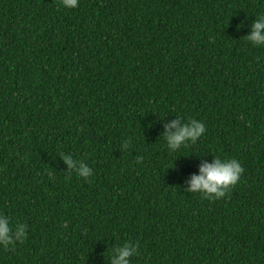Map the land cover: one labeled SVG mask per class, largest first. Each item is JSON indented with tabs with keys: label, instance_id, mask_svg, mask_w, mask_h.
Here are the masks:
<instances>
[{
	"label": "trees",
	"instance_id": "1",
	"mask_svg": "<svg viewBox=\"0 0 264 264\" xmlns=\"http://www.w3.org/2000/svg\"><path fill=\"white\" fill-rule=\"evenodd\" d=\"M261 14L264 0H0V212L27 225L0 264H111L125 242L131 264H264V46L245 38ZM177 116L206 131L170 153ZM214 156L240 180L219 199L186 191Z\"/></svg>",
	"mask_w": 264,
	"mask_h": 264
},
{
	"label": "clouds",
	"instance_id": "2",
	"mask_svg": "<svg viewBox=\"0 0 264 264\" xmlns=\"http://www.w3.org/2000/svg\"><path fill=\"white\" fill-rule=\"evenodd\" d=\"M62 7L74 9L79 0H60ZM253 46H264V14L259 15L251 24L250 32L245 36ZM173 119L165 125L163 133L168 151L175 152L181 146L196 143L206 131V126L197 119H188L183 122L181 117ZM131 146V140H125L124 149ZM62 159L67 165V171L75 173L84 179L93 174L92 168L82 160L74 159L70 154H62ZM244 172L242 163L236 158H220L214 156L211 162H203L199 166V174H193L187 180L188 192H199L205 198L214 200L225 197L228 190L235 185ZM27 238V225L11 222V217L0 212V247L8 248L17 242L23 243ZM137 243L125 242L123 245L111 250V264H131V257L138 255Z\"/></svg>",
	"mask_w": 264,
	"mask_h": 264
}]
</instances>
